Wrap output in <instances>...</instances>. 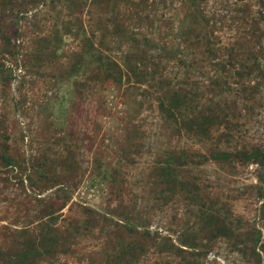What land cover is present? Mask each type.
I'll return each mask as SVG.
<instances>
[{
    "label": "rangeland",
    "instance_id": "obj_1",
    "mask_svg": "<svg viewBox=\"0 0 264 264\" xmlns=\"http://www.w3.org/2000/svg\"><path fill=\"white\" fill-rule=\"evenodd\" d=\"M260 150L264 0H0V264H264Z\"/></svg>",
    "mask_w": 264,
    "mask_h": 264
},
{
    "label": "trees",
    "instance_id": "obj_2",
    "mask_svg": "<svg viewBox=\"0 0 264 264\" xmlns=\"http://www.w3.org/2000/svg\"><path fill=\"white\" fill-rule=\"evenodd\" d=\"M229 156H231V154L230 153H218V154H214L213 155V158L214 159H222V158H227V157H229ZM256 157L255 158V161H258V162H264V151H255L253 154H251V155H249V157L251 158V157ZM257 235H258V241L260 240V237H261V233L258 231V233H257Z\"/></svg>",
    "mask_w": 264,
    "mask_h": 264
}]
</instances>
